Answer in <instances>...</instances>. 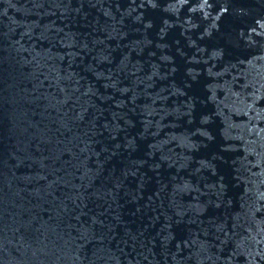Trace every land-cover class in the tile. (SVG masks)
<instances>
[{"label": "water", "instance_id": "obj_1", "mask_svg": "<svg viewBox=\"0 0 264 264\" xmlns=\"http://www.w3.org/2000/svg\"><path fill=\"white\" fill-rule=\"evenodd\" d=\"M0 264H264V0H0Z\"/></svg>", "mask_w": 264, "mask_h": 264}, {"label": "snow or ice", "instance_id": "obj_2", "mask_svg": "<svg viewBox=\"0 0 264 264\" xmlns=\"http://www.w3.org/2000/svg\"><path fill=\"white\" fill-rule=\"evenodd\" d=\"M205 3H207V0H205Z\"/></svg>", "mask_w": 264, "mask_h": 264}]
</instances>
